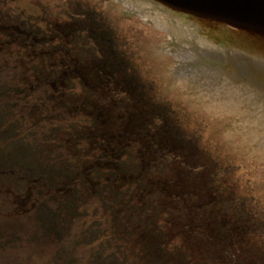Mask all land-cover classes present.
I'll list each match as a JSON object with an SVG mask.
<instances>
[{"label": "flooded vegetation", "instance_id": "1", "mask_svg": "<svg viewBox=\"0 0 264 264\" xmlns=\"http://www.w3.org/2000/svg\"><path fill=\"white\" fill-rule=\"evenodd\" d=\"M54 1L62 0H0V218L48 220L64 215L44 212L53 205H73L89 221L80 234L68 214L76 243L112 216L128 223L122 234L100 231L108 247H163L164 229L143 224L153 218L143 208L206 203L195 162L207 141L186 140L184 118L166 111L175 113L161 91L168 80L150 69L159 65L156 49L172 43L118 1L110 13L112 1L100 0L99 14L66 13ZM197 186L199 196H190Z\"/></svg>", "mask_w": 264, "mask_h": 264}, {"label": "water", "instance_id": "2", "mask_svg": "<svg viewBox=\"0 0 264 264\" xmlns=\"http://www.w3.org/2000/svg\"><path fill=\"white\" fill-rule=\"evenodd\" d=\"M118 1L171 35L172 45L159 53L156 49L159 65L151 64L150 69L161 75L165 85L168 80L161 91L175 101L176 120L184 118L190 136L204 131L208 138V149L198 153L195 165H210L202 178L218 169L237 170L226 179L239 180L232 198L256 197L262 212V224L257 227L264 232V0ZM93 2L103 5L100 0ZM114 2L106 5L110 13L109 7L117 8ZM207 80L217 87L220 98L211 99L201 88ZM263 232L244 238L241 246L246 249L239 251L250 246L257 254L254 260H264ZM235 239L229 245L233 241L238 245Z\"/></svg>", "mask_w": 264, "mask_h": 264}, {"label": "rangeland", "instance_id": "3", "mask_svg": "<svg viewBox=\"0 0 264 264\" xmlns=\"http://www.w3.org/2000/svg\"><path fill=\"white\" fill-rule=\"evenodd\" d=\"M88 2L89 0H86L85 2H82L81 0H71L70 3H67L62 0L54 1L52 4L58 7V9L63 8L66 13L71 9V6L73 7L74 13H77L78 10L83 7H88L90 10L95 13L98 12L99 14L102 10L100 9L102 5L99 6L100 4H95L92 6ZM60 14L65 16L64 13ZM166 111H171L174 114L171 109H167ZM185 133L188 135L186 140H189V142L193 143L194 146H197V142H200L201 137L205 140L207 138L204 131H198L196 135L193 136H190L189 130H185ZM193 163L194 161L191 160V164ZM173 165H176V163H173ZM196 166L198 167V171L200 169V174L210 167L208 164H197ZM236 172L237 170L218 169L216 172H212L208 178H202V180L200 179L203 182L202 184L207 182L208 185L213 188L215 187L212 186L210 182L211 180L216 181L219 188L218 190L215 188V192L220 196L221 194L224 195L225 200H223L222 203L227 207L226 209H231V212L234 215L237 214L234 210L238 211L243 207V205H249L251 202L250 199H246L244 197L232 198L234 193L237 191L235 184L238 183L239 180L232 179L230 181H226V179L233 177ZM173 175H177V172L175 171ZM206 197L208 198V202L214 203L216 200V197L212 194H206ZM150 207H152L151 212L153 213V209L155 208L156 214L154 213L155 216L153 220L159 225L163 224L166 226L163 227L160 225V227L164 229L162 241L163 245H165L164 248H166L167 251L160 252L159 250H154L150 253L143 251L141 260L138 264H234L230 259V253L224 251L218 253L217 247L220 248L222 246V249L226 250L227 246H229L230 240H234L236 238L235 230L239 225L234 227L233 233L232 228L226 227H223L226 230L225 233H213V226L215 225L214 220H225L227 215L219 214L217 218L202 215L194 219L190 215L189 210L185 212L184 204L172 206L168 204L164 205L163 202L157 203L154 206H149V208ZM218 207L221 208V206ZM54 208L59 209V206H54ZM60 208L62 210L61 212L65 213V219L62 220V226L60 229L61 235H54V233H52L53 227L50 225L51 223H42L36 217L28 216V218H26L18 216L12 217V219H2L3 221L5 220V222H7L6 224L10 227L8 228V234H6L4 233L5 227L0 226V264H82L86 259H88L89 253L87 248H78V246L74 243L76 237H73V241L70 239L73 235V233L69 232V228L67 227V223L70 222L67 218L70 210H65L62 207ZM75 214H77V216H75ZM85 214L86 213L82 214L80 210L76 212L72 211V216L78 217L75 221H73V225L75 223L73 226L74 230L75 228L78 230L83 228L86 229L89 221H87L85 225ZM244 216L246 217V214H244ZM173 217L177 219V222L180 225V234H192V236L173 235V233H177L178 231L177 229L172 232V229L168 227V223H171L169 220H172ZM163 219L165 222L162 221ZM111 220H113L114 228L117 232L116 234H122L121 232L124 229L123 225L128 223V220H124L123 222L110 216L106 221L113 224ZM136 222V219L132 221L133 224ZM141 222H143V220ZM253 222L256 226L262 224L260 218H255V220L253 219ZM102 223L103 221L99 220L96 223V227L101 226ZM208 223H210L211 226L207 227ZM244 224L245 223L242 225V231L246 236L244 238L248 239L249 235L255 236V233L248 235ZM240 229L241 228L239 226L238 230ZM100 231L101 230L99 229H93V231L90 232V243L96 240L102 242L105 239L104 233ZM135 236L139 238V233L129 234L130 240H133L131 243L136 241ZM99 248L104 251V254H106L104 247ZM236 249L240 250L241 248L236 247ZM239 252L240 256L238 259L243 258L241 260L242 263L240 264H255L254 262L252 263L251 260L257 257L255 248L249 246L247 250ZM126 254H128V251ZM92 256L95 257V254L92 253ZM111 257L113 260L118 259V255L116 254L111 255ZM52 260L58 261L52 262ZM95 261L100 260L96 258ZM257 262L260 264L263 263V260L258 259ZM89 264L99 263L92 260Z\"/></svg>", "mask_w": 264, "mask_h": 264}, {"label": "trees", "instance_id": "4", "mask_svg": "<svg viewBox=\"0 0 264 264\" xmlns=\"http://www.w3.org/2000/svg\"><path fill=\"white\" fill-rule=\"evenodd\" d=\"M210 183L212 186H214L218 190L219 186L216 183V181L211 180ZM215 188L210 187L207 182L202 184V191H203V195L206 200V203L201 207L197 204H190V205L185 204V212L189 210V212L195 216H197L198 214H204L206 216H219V214L232 216V217L237 216L238 219L242 221V223L246 224L245 229L248 235L251 233H258L260 231L263 232V230H261L260 227H257L255 224H253L254 223L253 219L255 220V217H257L258 219L262 217V215L260 216V213L262 212L258 209V204L255 202L256 197L254 195L250 198L251 200L250 204L243 205V207L240 208L238 211L234 210V212L237 213L236 215H234L231 212V209H226L227 207L222 203V201L225 200L224 195L221 194L220 196L218 193H216ZM200 192H201V187L197 186L195 187V193L191 191L190 196L198 197ZM206 194L214 195L216 197L215 202L214 203L208 202V198L206 197ZM218 206H221V208H219ZM67 208L70 209L71 206L67 205ZM244 214H246V217L244 216ZM263 235H264V232L261 234V236ZM256 247L258 248L259 246H256ZM92 260H94L93 256L92 257L89 256V258L86 259L82 264H89ZM253 261L255 264H259L256 260L252 259V263ZM232 262L234 264L242 263L241 260H239L238 258H234ZM260 264H264V260H263V263H260Z\"/></svg>", "mask_w": 264, "mask_h": 264}]
</instances>
